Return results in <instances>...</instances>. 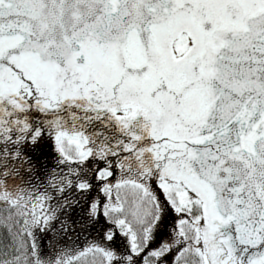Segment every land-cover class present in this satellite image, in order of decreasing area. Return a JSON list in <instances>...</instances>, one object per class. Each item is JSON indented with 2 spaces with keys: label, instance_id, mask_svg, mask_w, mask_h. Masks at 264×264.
Masks as SVG:
<instances>
[{
  "label": "snow or ice",
  "instance_id": "1",
  "mask_svg": "<svg viewBox=\"0 0 264 264\" xmlns=\"http://www.w3.org/2000/svg\"><path fill=\"white\" fill-rule=\"evenodd\" d=\"M0 264H264V0H0Z\"/></svg>",
  "mask_w": 264,
  "mask_h": 264
}]
</instances>
